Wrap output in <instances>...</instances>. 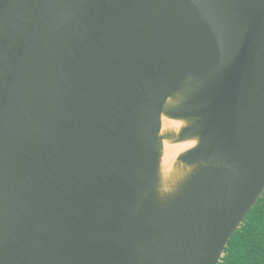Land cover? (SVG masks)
<instances>
[{"label":"water","instance_id":"1","mask_svg":"<svg viewBox=\"0 0 264 264\" xmlns=\"http://www.w3.org/2000/svg\"><path fill=\"white\" fill-rule=\"evenodd\" d=\"M264 192V0H0V264H220Z\"/></svg>","mask_w":264,"mask_h":264},{"label":"trees","instance_id":"2","mask_svg":"<svg viewBox=\"0 0 264 264\" xmlns=\"http://www.w3.org/2000/svg\"><path fill=\"white\" fill-rule=\"evenodd\" d=\"M220 264H264V192L232 235Z\"/></svg>","mask_w":264,"mask_h":264}]
</instances>
